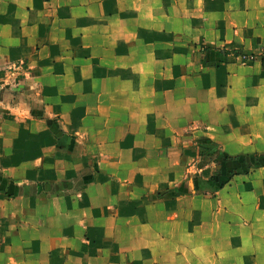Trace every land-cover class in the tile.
<instances>
[{
    "label": "crops",
    "instance_id": "crops-1",
    "mask_svg": "<svg viewBox=\"0 0 264 264\" xmlns=\"http://www.w3.org/2000/svg\"><path fill=\"white\" fill-rule=\"evenodd\" d=\"M263 57L264 0H0V264H264Z\"/></svg>",
    "mask_w": 264,
    "mask_h": 264
},
{
    "label": "rangeland",
    "instance_id": "rangeland-1",
    "mask_svg": "<svg viewBox=\"0 0 264 264\" xmlns=\"http://www.w3.org/2000/svg\"><path fill=\"white\" fill-rule=\"evenodd\" d=\"M2 73H0V97L3 94H5L6 92H8V93L12 92V91H9V88H6L5 87V84H4L5 74H2ZM0 106H1V104H0ZM201 156H202V160H204V162H209V159H207L206 157H204V156H206L205 152H202L201 153Z\"/></svg>",
    "mask_w": 264,
    "mask_h": 264
},
{
    "label": "built area",
    "instance_id": "built-area-1",
    "mask_svg": "<svg viewBox=\"0 0 264 264\" xmlns=\"http://www.w3.org/2000/svg\"><path fill=\"white\" fill-rule=\"evenodd\" d=\"M241 59H251L254 57L252 53H242L240 54Z\"/></svg>",
    "mask_w": 264,
    "mask_h": 264
},
{
    "label": "trees",
    "instance_id": "trees-1",
    "mask_svg": "<svg viewBox=\"0 0 264 264\" xmlns=\"http://www.w3.org/2000/svg\"><path fill=\"white\" fill-rule=\"evenodd\" d=\"M262 61H263V66H264V57L262 58Z\"/></svg>",
    "mask_w": 264,
    "mask_h": 264
}]
</instances>
